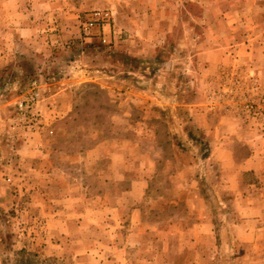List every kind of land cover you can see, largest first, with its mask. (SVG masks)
<instances>
[{
  "label": "rangeland",
  "instance_id": "374dc122",
  "mask_svg": "<svg viewBox=\"0 0 264 264\" xmlns=\"http://www.w3.org/2000/svg\"><path fill=\"white\" fill-rule=\"evenodd\" d=\"M0 264H264V0H0Z\"/></svg>",
  "mask_w": 264,
  "mask_h": 264
}]
</instances>
